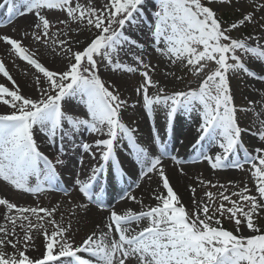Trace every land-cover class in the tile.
<instances>
[{
  "label": "snow or ice",
  "instance_id": "obj_1",
  "mask_svg": "<svg viewBox=\"0 0 264 264\" xmlns=\"http://www.w3.org/2000/svg\"><path fill=\"white\" fill-rule=\"evenodd\" d=\"M147 3L148 0L0 3V9H6L5 24L29 15L35 18L30 29L21 31L20 38L0 34V42L35 70L34 87L38 92L37 97L23 94L0 60V73L14 85L10 90L0 84V106L8 109L0 112V183L28 194L59 190L71 196L68 188L59 187L57 166L63 160L59 155L52 159L41 150L39 134L49 144L59 139L61 153L66 140L76 146V137L84 132L101 137L92 142L79 141L84 153L93 159L99 156L87 178L82 180L77 173L72 185L86 203H76L72 197L67 201L70 207L61 210L60 204L23 207L0 198V206L6 209L0 213V264H264V226L258 223L264 217V147L250 151L244 145L245 130L238 123L237 112L247 109L237 108L230 87V74L258 76L247 66L246 57L264 64V32L231 35L243 26L255 25L257 15L264 29V0H252L253 10H248L241 0L237 7L240 18L227 26L209 5L233 7V0H152L150 47L166 63L183 66L197 80V87L171 91L153 79L151 73L157 69L150 60L146 62L145 45L129 32L130 27H138L147 19ZM53 11L64 13L66 18L54 24L48 16ZM83 30L90 36L81 41L78 36ZM25 40L30 43L25 45ZM133 48L139 49V54H133L135 66L121 62L120 53ZM45 55L66 58V63L61 70H50L42 62ZM101 62L113 72L141 75L142 82L135 89L137 103L142 101V108L153 121L146 141H140L137 128L124 122L128 102L111 81L101 78ZM167 75L180 79L172 72ZM259 79L264 81V75ZM151 88L156 89L155 94L150 93ZM73 100L82 106L79 112ZM158 107L165 109L164 133L177 112H197V136L192 145L196 160L206 161L213 170L244 171L248 181H242L238 191H229L224 184L200 181L207 187L222 189L206 191V199H197V187L189 184L192 211H188L162 164V158L169 153L162 130L154 122L153 113ZM260 125L256 135L264 141V121ZM213 144L219 151L209 154L208 146ZM153 146L159 149V155L152 153ZM121 149L130 157L133 175L138 169L141 179L158 177L157 190L152 193L154 206L118 212L103 202L97 189L106 172L110 177L114 171L122 182L130 179L118 156ZM171 159L181 163L176 156ZM180 172L183 175V168ZM161 185L164 191L159 190ZM229 185L238 187L231 181ZM131 188L129 185L120 199L142 204L130 194ZM89 205L107 210L108 215L77 242L73 220L79 224L81 215L87 216ZM225 218L234 223L235 231L222 226ZM245 230L249 234L245 235ZM41 238L38 246L36 241ZM30 250L41 254L30 256Z\"/></svg>",
  "mask_w": 264,
  "mask_h": 264
},
{
  "label": "rangeland",
  "instance_id": "obj_2",
  "mask_svg": "<svg viewBox=\"0 0 264 264\" xmlns=\"http://www.w3.org/2000/svg\"><path fill=\"white\" fill-rule=\"evenodd\" d=\"M81 3H85L86 0H80ZM93 4H103L104 0H92ZM205 3H207V0H204ZM243 4L247 7L248 10H253L252 7V0H242ZM257 3L260 2V0H256ZM0 3H2V0H0ZM241 3V0H233V7H224L221 6L219 3L211 4L210 7H213L214 10H217L218 17L223 18V22L225 25L231 22L230 19L236 20L240 18L241 12L237 11V7H239ZM145 9L147 13L149 14L147 19L141 23L138 27H130L129 32L132 35L134 39H136L139 43H143L145 45V52L147 55L145 56L146 62L148 60L151 61L153 66L156 67V72L151 73L154 80L160 81L161 86L167 87L170 91L171 90H186L189 86L191 87H197V80L196 78L189 73L183 66H180L177 68L176 66L171 65L170 63H166L163 58H161L157 53L154 52V50L150 47L151 45V37H150V28H151V12L154 10V6L152 3V0H148V3L145 5ZM2 12V15H4V18L7 20L6 17V9H0ZM49 19L52 20L54 24H56V21L58 19H65L66 16L64 13L61 12H50L48 13ZM224 16L226 18H224ZM3 18V17H2ZM0 17V28H3L5 30L4 34L13 36L14 38H20L21 31L23 29H30L35 22V18L32 15L22 17V18H16L12 23L5 24L6 20H3ZM228 19V20H227ZM261 22V17L257 15V23L255 25L248 24L246 26H243L239 29V31H233L231 35L234 37L240 36V35H260L262 32H264V29H262L259 25ZM63 27V26H60ZM74 27V25H73ZM55 28H53V31ZM72 35H76V33H72ZM90 33L86 30H83L78 38L81 41H84L85 38L89 37ZM25 45H28L30 41L25 40ZM261 43H264V41H261ZM0 46H3L4 48V54L0 55V60H3L6 65V69L9 71V74L14 75H20L21 77H25L27 80V83L24 85L17 84L23 94L30 96V97H37L38 92L35 90L34 87V75L35 70L31 68V66L27 65L26 62L21 61L19 58L15 57L8 51V47L4 45L3 42H0ZM139 54V49L133 48L131 52H128L127 50L122 51L120 53L119 59L121 62L130 64L135 66V61L133 60V54ZM47 56V59L42 57V62L47 66L50 70H61L64 67V64L66 63V58L62 59L60 57L53 58L51 55H45ZM51 56V57H50ZM247 66L251 68L252 70L256 71L258 73V76L256 78H249L243 75L239 74H230V87L231 92L234 98V103L237 106L238 109H247V111H238L237 112V119L240 127L244 129L245 131L242 133V141L246 148H248L250 151L254 150L256 147H264V141H261L258 138V135H256L261 130L260 122L264 121V81H261L259 79V76L264 75V64H261L260 62L256 61L254 58L246 57L245 58ZM168 72L174 73L176 77H180V79H173L172 75H167ZM99 74L101 78L105 81H111L120 91V94L123 99L127 100L129 98V94L132 92V88L135 89L139 86V84L142 82V77L137 73H126V72H113L110 68L105 67L104 63L101 62L99 66ZM42 75V74H41ZM117 81H120V83H117ZM132 84V85H131ZM4 86L9 87V89H13L14 86L12 83L4 84ZM130 87V88H129ZM156 89L151 88L150 93L155 94ZM252 101L253 104H249V102ZM72 104L77 107V111L82 108L81 105L78 104V101L73 100ZM129 105V103H128ZM140 107H142V101L139 103ZM8 109L6 107L0 106V112L7 111ZM144 117L147 121L148 127L151 128L153 125V121L150 120L146 114V112L143 109ZM154 122L155 126L158 128H164L165 121H166V115H165V109L162 107H158L154 113ZM174 118L177 120V122L180 125H190L192 127L197 128L198 123V113L193 111L192 113H186L184 111H179L175 114ZM123 120L126 124H128L130 127H134L133 123L130 121V111L127 109L123 113ZM135 128V127H134ZM169 129V134L170 135ZM167 135V131L165 133V137ZM93 136H90L87 132H84L82 135H79L76 137V146H74L71 142L65 141L64 142V150L63 153L60 152V146L61 142L59 139L56 140L55 144H49L47 139L43 137V134H39L38 136V143L40 144L41 150L45 152L46 155H49L50 158L55 159L57 155L60 156V158L63 160V164L57 166V172L59 174V177H65L70 180V182L73 185V182L75 179H77V173H80L83 168H88L90 173V168L92 164H90L89 156L83 155V151L79 148V141H89ZM140 141H146V138L139 137ZM169 138V137H167ZM205 145H207V141L204 142ZM173 147H175V143L172 145V147L168 146L166 144V150L169 153L168 156H165L162 158V164L165 169V160L170 156L171 149L173 150ZM209 154H214L216 151H219L218 147H216L214 144L209 145ZM152 153L154 155H159V149H157L155 146H153L151 149ZM181 155H188L189 158L187 161H192L190 163H194V165H199L196 169H194L191 174L188 177V182H190L193 179L192 184L194 187H197L196 197L197 199L205 198L204 193L206 191H219L222 189L217 188H210L200 183V181H211L213 184H224L226 187L229 188V191H238L239 187H242V181L247 182L248 181V174H246L244 171L238 170V169H223V170H213L210 167L206 168L202 161H197L195 158V152L194 149L191 148L189 150H184ZM243 153H241V156ZM81 157H83V164H81ZM123 157L126 160V166L128 171H126L129 174H133L132 168L133 165L129 162L130 157L128 156V153L124 151ZM99 161V157H98ZM97 162H95L94 165H96ZM203 165L204 167H202ZM137 177H139L138 169L136 170ZM118 176L113 171V174L111 177L115 178ZM79 178L81 179L80 175ZM61 179V177H60ZM115 181V180H114ZM229 181L232 182L233 185H236L238 187L233 188L231 185H229ZM32 183H35V178H33ZM112 185V184H111ZM250 189H253V185H248ZM123 190L121 194L114 195L111 197H108L106 205H109L110 208L112 205H122L124 201L121 200L120 197L124 195V192L127 191ZM76 192V191H75ZM77 193V192H76ZM134 195V194H131ZM0 198H7L10 200V202L16 203L19 206L23 207H35V206H43V207H54L57 204L61 205V210H64L67 207H70L68 202L65 200L66 205L64 206V203L61 201L55 200L53 197L51 191L46 192L44 194H28L19 192L16 190L11 189L10 186H5L3 183H0ZM76 203H86L85 200H83L81 197L76 196L75 197ZM206 199V198H205ZM184 205L186 206L188 211H192V203H191V194L186 189L185 190V200H182ZM219 203V201H217ZM3 210L4 207L0 206ZM92 207L96 211H99V216H104L105 213H107V210L101 211L96 205H89V208ZM6 211V209H5ZM82 216V215H81ZM65 219L68 220L69 217L66 215ZM225 223L227 224L228 230L235 231L234 223L229 222L226 218L224 219ZM75 220H73V223ZM258 223L261 226H264V217H261L258 219ZM244 234H249L246 230L244 231ZM41 240V241H40ZM42 243V239H39L37 241V245L40 246ZM42 251V248H41ZM37 254V257L41 254L40 252L35 251ZM87 258V254H83Z\"/></svg>",
  "mask_w": 264,
  "mask_h": 264
},
{
  "label": "bare ground",
  "instance_id": "obj_3",
  "mask_svg": "<svg viewBox=\"0 0 264 264\" xmlns=\"http://www.w3.org/2000/svg\"><path fill=\"white\" fill-rule=\"evenodd\" d=\"M0 17L2 18V15L0 14ZM6 28H0V34H4ZM4 54V48L3 46H0V55ZM45 59H47V56H43ZM51 57V56H50ZM13 79L16 81V84L19 83V85H24L27 83V80L25 77H21L20 75H14L10 74ZM12 83L9 81L6 77L3 76L2 73H0V84H9ZM117 83H120V81H117ZM132 85V84H131ZM14 86V85H13ZM130 88V87H129ZM139 97L137 96L135 92V88H132V92L129 94L128 103L129 107L128 110L130 111V121L133 123V126L137 128L139 131L137 133L138 137H143L148 139L150 129L148 127L147 121L143 114V108L138 106L139 103H137ZM136 104V107L133 108L132 105ZM163 126L161 128L162 135L164 136V139L166 140V144L168 146L172 147V145L175 143V147H173V150L171 149L170 156L165 160V172L166 175L170 179L171 185L174 187V190L178 193V195L182 198V200H185V190L187 186L190 183H193V179L188 182V177L193 174V170L196 169L199 165H194V163H190L192 161H187L189 156L188 155H181V153L184 150H189L192 147V145L195 142V138L197 136V132L195 127H192L190 125H180L175 118H173L172 125L167 129V137H165V133L163 131ZM170 130V135L169 134ZM95 138H101L93 136L88 142H92ZM95 151V149H93ZM124 150L121 149L118 152L119 158L122 160V166L123 168L128 171L126 166V160L123 157ZM84 157L89 156L90 164L94 165L95 162L98 161V155L95 159H93L89 154L83 152ZM176 156L181 163H177L176 161L172 160L171 157ZM202 164L209 168L210 166L206 161H202ZM201 165L202 167H204ZM183 168V175L180 172V169ZM88 168H83L82 171L79 173L82 180L87 178V175L89 174ZM108 176V175H107ZM128 176L130 179H127L126 181L122 182L120 178H117L115 181H112L110 177H108L109 182L108 185L103 186L97 191L100 192L103 202L106 203L108 197L119 195L122 193L123 190H126L129 188V185H132L130 194H134V196L137 198V201H142L143 203H136L131 200H126L121 205L114 204L111 206V208H114L118 212H123L127 210L128 208H131L133 210L139 211L142 208H146L148 206H154L156 204V201L152 199V193L153 191L157 190L159 179L156 176H153L151 180L147 179L146 177L141 179L140 177H137L136 175L129 174ZM192 176V175H191ZM61 179L59 180V187L60 188H68L71 192V196H65L64 193L61 191H51L53 197L57 201H61L64 203V206L66 205L65 200L68 201L72 197L78 196L75 191L72 190V183L70 180L68 181L67 178L60 176ZM139 184L138 187H136V184ZM112 184V185H111ZM160 191H164L162 189V185L159 188ZM5 209L3 210L0 207V213H3ZM100 212L96 211L92 207L89 208L87 216H81V222L79 224L73 223V230L75 234V239L77 242H79L87 233H90L91 230L95 227L96 223L101 222L102 220H105V218L108 215V212L104 214V216H99ZM59 215L57 216V219H59ZM65 222L67 220L65 219ZM143 226V225H141ZM133 227H136L133 225ZM137 230H139L137 228ZM42 239V238H41ZM39 240V239H38ZM37 240V241H38ZM36 241V244H37ZM41 241V240H40ZM30 256H37L35 250H30L28 253Z\"/></svg>",
  "mask_w": 264,
  "mask_h": 264
},
{
  "label": "trees",
  "instance_id": "obj_4",
  "mask_svg": "<svg viewBox=\"0 0 264 264\" xmlns=\"http://www.w3.org/2000/svg\"><path fill=\"white\" fill-rule=\"evenodd\" d=\"M221 18V17H220ZM224 18H226L225 16H224ZM222 19V21H223V18H221ZM228 20V19H227ZM231 21H233L232 19H230ZM232 23V22H231ZM222 226L224 227V228H226V225L225 224H223L222 223Z\"/></svg>",
  "mask_w": 264,
  "mask_h": 264
}]
</instances>
